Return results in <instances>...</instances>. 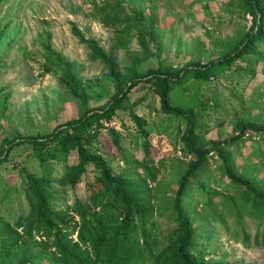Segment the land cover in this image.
<instances>
[{
  "label": "rangeland",
  "instance_id": "1",
  "mask_svg": "<svg viewBox=\"0 0 264 264\" xmlns=\"http://www.w3.org/2000/svg\"><path fill=\"white\" fill-rule=\"evenodd\" d=\"M1 1L0 147L4 145V155L10 150L9 142L20 144L22 140L49 135L56 127L77 118L78 106L61 85L60 70L47 63L46 43L52 52L73 64L82 81L100 86H109L106 67L79 42L75 31L85 39L94 40L110 54L120 71L132 64V58L142 57L135 31L128 33L111 20H103L105 15L100 9L105 4L114 5L107 13L118 16L136 10L142 13L144 26L160 49L159 56L153 53L139 63L142 72L155 69L159 61L173 68L209 64L226 52H233L252 25L243 0H118V4L114 0ZM119 39L127 44L125 48H121ZM256 54L239 59L231 68L199 86L195 82L185 85L180 101L196 103L193 111L195 134L200 136L198 145L208 148L211 142L226 140L222 151L228 155L235 173L264 183V138L248 136L228 142L239 123L264 125V46H260ZM6 95L9 98L5 103ZM140 98L144 100L134 111L146 123L150 155L159 168L157 182L151 184L150 198L155 208L153 232L158 245H162L175 228L172 201L178 181L194 157L188 155L182 142L186 119L164 115L158 98L149 90L134 88L126 105ZM121 123L125 126H120ZM109 126L117 131L119 148L112 143L108 131L101 130L98 143L94 145L96 152L103 155L115 173L135 174L132 164L142 158L143 136L126 112H118ZM14 146L6 155L8 160L0 164V183L3 184V187L0 185V217L6 221L12 220V209L18 211L22 205L19 194L11 195V207L5 204L1 188L13 186L21 194L22 170L41 174L31 146L26 143ZM123 158L130 165H126ZM75 162V155L70 154L67 165ZM49 165L53 170L51 197L55 209L61 210L71 205L76 196H84L86 178L73 191L62 182L65 164L51 161ZM96 176L98 172L89 168V181ZM239 191L228 181L222 160L208 158L197 176L189 181L182 201L200 238L212 228V224H208L209 208L216 209L224 197L238 196ZM112 220L115 222L114 217ZM214 227L216 236L207 249L219 262L264 264V249L242 245L240 236L234 235L232 222L228 220L226 229ZM201 243L204 240L201 239ZM16 255L12 253L10 261L14 262ZM50 255L47 253L44 264L50 260Z\"/></svg>",
  "mask_w": 264,
  "mask_h": 264
},
{
  "label": "trees",
  "instance_id": "2",
  "mask_svg": "<svg viewBox=\"0 0 264 264\" xmlns=\"http://www.w3.org/2000/svg\"><path fill=\"white\" fill-rule=\"evenodd\" d=\"M243 1L247 15L252 18V25L233 52H226L209 64H187L181 68L159 61L155 69L144 72L139 63L154 54L159 56L160 49L144 26L142 13L136 10L118 16L107 13L114 5L105 4L100 9L105 15L103 20H111L128 33L135 31L142 56L132 58V64L120 71L110 54L99 48L94 40L85 39L75 31L79 42L105 65L109 86L82 81L73 64L52 52L46 43L47 63L60 70L61 85L78 106L77 118L56 127L49 135H39L20 143L31 146L41 174L22 170V196L19 189L13 186L1 188L5 204L9 203L11 207V195L19 194L22 208L18 211L12 209L11 221L0 217V264H44L47 253L51 254L47 264H222L207 248L216 236L214 226L226 229L228 220L233 224L234 235L240 236L242 245L264 249V183L235 173L228 155L222 151L226 140L211 142L208 148L198 145L200 136L195 134L196 114L193 111L196 103L180 101L185 85L195 82L199 86L209 81L210 77L231 68L239 59L257 55L259 47L264 46V0ZM1 3L3 1L0 0ZM114 3L118 4V0ZM119 45L121 48L127 46L122 41ZM46 71L49 72L50 68ZM134 88L151 91L158 98L164 115L186 119L187 128L182 142L188 155L194 157L178 181L172 201L175 228L162 245H158L153 232L156 226L152 220L155 208L150 198L151 184L157 182L159 168L150 155L149 133L144 129L146 123L134 111L144 99L126 105ZM8 98L9 95L4 97L5 103ZM118 112H126L144 138L142 158L132 164L133 175L115 173L94 147L98 143L99 132L104 130L108 131L116 149L119 148L117 131L109 126ZM248 136L264 138V125L239 123L228 142H237ZM20 144L9 142L10 150L6 155L14 145ZM5 151L4 145L0 147V164L8 160ZM211 152L222 160L228 181L240 191L238 196L224 197L216 209L209 208L208 224H212V228L200 238L182 201L189 181L205 166ZM70 154L75 155L76 162L68 166ZM51 161L65 164L62 182L73 191L86 178L84 196H76L71 205L61 210L52 206L51 185L54 180L49 165ZM123 161L130 165L128 160L123 158ZM89 168L98 172L93 181L87 177ZM0 185L3 187L2 183ZM201 239L204 243L200 244ZM12 253H17L14 262L10 261ZM205 259L208 263L204 262Z\"/></svg>",
  "mask_w": 264,
  "mask_h": 264
},
{
  "label": "built area",
  "instance_id": "3",
  "mask_svg": "<svg viewBox=\"0 0 264 264\" xmlns=\"http://www.w3.org/2000/svg\"><path fill=\"white\" fill-rule=\"evenodd\" d=\"M210 156L212 157V158H214V159H218V157H217V154L215 153V152H211L210 153Z\"/></svg>",
  "mask_w": 264,
  "mask_h": 264
}]
</instances>
